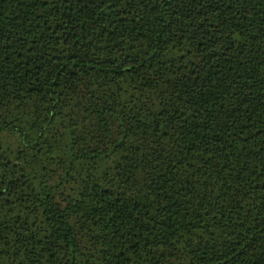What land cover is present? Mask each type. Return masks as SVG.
<instances>
[{
    "label": "trees",
    "instance_id": "obj_1",
    "mask_svg": "<svg viewBox=\"0 0 264 264\" xmlns=\"http://www.w3.org/2000/svg\"><path fill=\"white\" fill-rule=\"evenodd\" d=\"M0 264H264V0H0Z\"/></svg>",
    "mask_w": 264,
    "mask_h": 264
}]
</instances>
